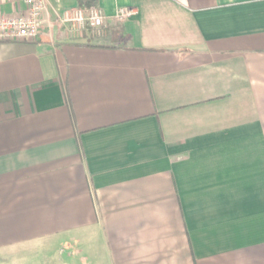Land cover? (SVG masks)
<instances>
[{"label": "crops", "instance_id": "obj_1", "mask_svg": "<svg viewBox=\"0 0 264 264\" xmlns=\"http://www.w3.org/2000/svg\"><path fill=\"white\" fill-rule=\"evenodd\" d=\"M0 264H264V0L0 43Z\"/></svg>", "mask_w": 264, "mask_h": 264}, {"label": "built area", "instance_id": "obj_2", "mask_svg": "<svg viewBox=\"0 0 264 264\" xmlns=\"http://www.w3.org/2000/svg\"><path fill=\"white\" fill-rule=\"evenodd\" d=\"M23 5V9L13 15L0 13V43L6 42H35L42 15L46 11L47 0H0L4 4ZM137 9L132 7L119 8L115 19L124 22L137 15ZM103 16L95 8L74 9L65 11L58 19L59 23L69 24L73 33L84 29L98 30L103 26Z\"/></svg>", "mask_w": 264, "mask_h": 264}, {"label": "rangeland", "instance_id": "obj_3", "mask_svg": "<svg viewBox=\"0 0 264 264\" xmlns=\"http://www.w3.org/2000/svg\"><path fill=\"white\" fill-rule=\"evenodd\" d=\"M4 11H7L5 8H4ZM91 30V29H90ZM96 35V34H95Z\"/></svg>", "mask_w": 264, "mask_h": 264}, {"label": "trees", "instance_id": "obj_4", "mask_svg": "<svg viewBox=\"0 0 264 264\" xmlns=\"http://www.w3.org/2000/svg\"><path fill=\"white\" fill-rule=\"evenodd\" d=\"M82 6V5H81Z\"/></svg>", "mask_w": 264, "mask_h": 264}]
</instances>
